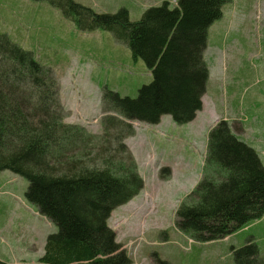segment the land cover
I'll list each match as a JSON object with an SVG mask.
<instances>
[{"label": "trees", "instance_id": "trees-1", "mask_svg": "<svg viewBox=\"0 0 264 264\" xmlns=\"http://www.w3.org/2000/svg\"><path fill=\"white\" fill-rule=\"evenodd\" d=\"M36 1L58 8L81 30L110 31L143 60L152 80L136 97L105 88L102 131L93 136L64 122L50 69L0 33V170L24 177L26 199L57 226L39 259L21 264H130L107 223L111 211L143 186L123 139L134 133V120L157 124L164 114L176 123L194 119L208 80L207 31L230 0H177L173 7L163 1L136 21L125 8L97 13L74 0ZM263 214L264 165L219 119L207 133L202 176L176 208V228L194 241H212ZM231 251L233 264H264L253 238ZM156 264L170 263L157 258Z\"/></svg>", "mask_w": 264, "mask_h": 264}, {"label": "rangeland", "instance_id": "rangeland-1", "mask_svg": "<svg viewBox=\"0 0 264 264\" xmlns=\"http://www.w3.org/2000/svg\"><path fill=\"white\" fill-rule=\"evenodd\" d=\"M97 13L128 11L136 21L150 6L177 0H74ZM0 33L30 51L57 80L64 122L93 136L102 131L105 88L136 97L152 75L143 60L105 29L84 31L46 1L0 0ZM203 59L208 80L195 119L176 123L132 121L123 141L143 178L139 193L107 220L130 264H233L231 246L253 237L264 257V214L225 238L189 241L175 225V211L202 176L207 133L219 119L251 145L264 165V0H230L208 28ZM167 168L168 171L164 172ZM27 180L0 170V259L35 263L57 226L25 197Z\"/></svg>", "mask_w": 264, "mask_h": 264}, {"label": "crops", "instance_id": "crops-1", "mask_svg": "<svg viewBox=\"0 0 264 264\" xmlns=\"http://www.w3.org/2000/svg\"><path fill=\"white\" fill-rule=\"evenodd\" d=\"M194 119H195V118H194ZM194 119H193V120H194ZM248 238H253V237L249 236ZM253 239H254V238H253ZM8 263H9V262H8ZM12 264H13V263H12Z\"/></svg>", "mask_w": 264, "mask_h": 264}]
</instances>
